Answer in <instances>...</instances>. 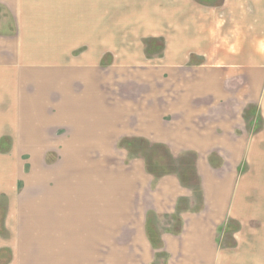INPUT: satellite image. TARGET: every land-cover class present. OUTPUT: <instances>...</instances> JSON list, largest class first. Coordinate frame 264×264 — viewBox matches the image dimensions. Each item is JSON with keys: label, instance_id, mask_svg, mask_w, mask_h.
Instances as JSON below:
<instances>
[{"label": "crops", "instance_id": "crops-1", "mask_svg": "<svg viewBox=\"0 0 264 264\" xmlns=\"http://www.w3.org/2000/svg\"><path fill=\"white\" fill-rule=\"evenodd\" d=\"M0 6V264H264V0ZM124 117L205 165L195 186L24 172L32 149L88 166Z\"/></svg>", "mask_w": 264, "mask_h": 264}, {"label": "rangeland", "instance_id": "rangeland-1", "mask_svg": "<svg viewBox=\"0 0 264 264\" xmlns=\"http://www.w3.org/2000/svg\"><path fill=\"white\" fill-rule=\"evenodd\" d=\"M0 6V22L4 21L3 32H18L17 28L10 25V19L4 13ZM9 20V24L6 23ZM38 38V36L36 37ZM244 42L252 38L240 37ZM34 48V47H32ZM52 48V46H51ZM82 49H79L74 55H79ZM148 53V52H147ZM114 54H104L103 61L108 62L110 56ZM238 55H245L239 52ZM137 120L124 117L122 120H117L110 123L109 126H122L120 135L114 133L102 135L101 124L95 126L94 137H106V147L100 149L89 150L87 155H83V162L88 160V166L75 163L77 158L68 152L60 156L58 149L44 148L35 150H24L20 152L23 158L24 172H71V171H93V172H111V173H137L150 176L153 184L165 186L168 183V178L177 177L182 179L190 178V174L204 171L205 165L193 164L194 156L189 153L180 155L174 153V150H169L164 144L153 142L144 136L135 134L132 130ZM91 136L89 138L92 139ZM94 144H98L94 141ZM86 153L83 152V154ZM94 162V163H92ZM244 170V169H243ZM208 171V170H207ZM181 187L184 184L191 188L194 185L193 181H179ZM182 183V184H181ZM156 186H152L155 188ZM165 189V187H163ZM160 189V188H159ZM0 218V225H1ZM1 232V230H0ZM6 257V254H4Z\"/></svg>", "mask_w": 264, "mask_h": 264}]
</instances>
